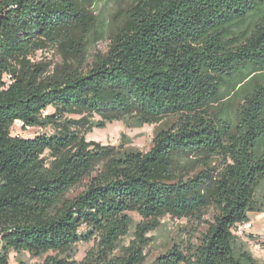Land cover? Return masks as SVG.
Listing matches in <instances>:
<instances>
[{
  "label": "trees",
  "instance_id": "obj_1",
  "mask_svg": "<svg viewBox=\"0 0 264 264\" xmlns=\"http://www.w3.org/2000/svg\"><path fill=\"white\" fill-rule=\"evenodd\" d=\"M99 1L0 0V264H146L167 216L205 229L159 264H260L235 230L264 213V0H128L105 29ZM116 122L163 126L147 153L87 139Z\"/></svg>",
  "mask_w": 264,
  "mask_h": 264
},
{
  "label": "rangeland",
  "instance_id": "obj_2",
  "mask_svg": "<svg viewBox=\"0 0 264 264\" xmlns=\"http://www.w3.org/2000/svg\"><path fill=\"white\" fill-rule=\"evenodd\" d=\"M128 0H100L97 2L94 10L99 15L101 21V29L107 28L112 22L113 17L116 15L120 6L126 7ZM108 38L98 41L93 44L89 50V58L97 53H105L109 46ZM34 63H44L52 69L62 62V55L60 51L55 48H47L37 51L33 57ZM163 126H143L134 127L127 122H116L109 124L104 130H94L87 136L89 141H96L104 146L120 147L122 151H140L147 153L153 146V141L157 131ZM13 135L26 139L34 138L42 134H50V129L28 128L24 129L22 124L16 123L13 127ZM257 200L264 208V181L257 192ZM258 214V213H257ZM264 215V213H262ZM133 225L128 236L122 239L117 254H122V248L130 246L131 242L136 239L135 233L138 225L142 222V217L137 213H131ZM254 218L256 216L254 215ZM211 220L210 216L205 218ZM205 225L199 227L198 224L190 222L187 219H174L170 216L162 220V226L153 232L147 233L145 238L148 240L149 245L145 249L146 264H159L162 255L166 254L172 249L180 248L184 251V247L191 244H197L198 233L197 231H204ZM253 229V228H252ZM251 229V230H252ZM245 233L240 238V244L249 250L253 256L259 260L260 264H264V247L258 246L249 239V232ZM264 232V231H263ZM261 232V235L263 234ZM264 239V236H260ZM93 247V243L79 244L74 248L73 256L76 260L81 261L86 253ZM260 248L261 250H258ZM9 264H19L20 260H24L27 264H34L41 262V259H32L28 253L18 255L14 251L9 253Z\"/></svg>",
  "mask_w": 264,
  "mask_h": 264
},
{
  "label": "crops",
  "instance_id": "obj_3",
  "mask_svg": "<svg viewBox=\"0 0 264 264\" xmlns=\"http://www.w3.org/2000/svg\"><path fill=\"white\" fill-rule=\"evenodd\" d=\"M254 215L256 216V218H254ZM252 225H253V229L251 230V232H249V235H252L256 238H258L257 240H252L255 244H257L258 246H263L264 247V239H262V237L260 236H264V215L263 214H253L252 215V221H251ZM261 232H263V234L261 235ZM2 249V245L0 242V251Z\"/></svg>",
  "mask_w": 264,
  "mask_h": 264
},
{
  "label": "built area",
  "instance_id": "obj_4",
  "mask_svg": "<svg viewBox=\"0 0 264 264\" xmlns=\"http://www.w3.org/2000/svg\"><path fill=\"white\" fill-rule=\"evenodd\" d=\"M253 228L252 223H247V224H243L241 226H238L235 230V234L238 237H242L245 233H247L248 231H250ZM258 250H261L260 248H258Z\"/></svg>",
  "mask_w": 264,
  "mask_h": 264
}]
</instances>
